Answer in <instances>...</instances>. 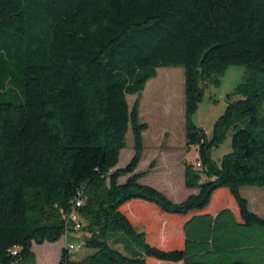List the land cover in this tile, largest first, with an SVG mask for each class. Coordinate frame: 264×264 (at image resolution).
<instances>
[{"label": "trees", "instance_id": "trees-1", "mask_svg": "<svg viewBox=\"0 0 264 264\" xmlns=\"http://www.w3.org/2000/svg\"><path fill=\"white\" fill-rule=\"evenodd\" d=\"M231 66L244 75L209 138L192 117ZM163 68L183 69L185 146L202 166L185 163L184 185L198 193L180 204L138 182L149 170L136 173L148 129L140 97ZM129 130L134 154L116 169ZM228 135L217 165L211 152ZM242 188L264 189V0H0V264H36L34 246L76 232L72 213L91 253L72 260L63 249L58 264H254L161 249L122 212L141 201L168 215L200 214L184 225L189 243L193 221L213 230L231 213L201 215L225 190L237 225L264 226Z\"/></svg>", "mask_w": 264, "mask_h": 264}, {"label": "rangeland", "instance_id": "rangeland-1", "mask_svg": "<svg viewBox=\"0 0 264 264\" xmlns=\"http://www.w3.org/2000/svg\"><path fill=\"white\" fill-rule=\"evenodd\" d=\"M244 71V67L241 66L227 68L220 79V86H210L205 91L204 97L192 117V121L209 138L211 137L213 123L226 107L225 96L231 93L236 85L240 83ZM12 99L13 97L9 100L12 101ZM135 100V96L127 97L130 109ZM139 118L142 123L148 125V129L142 134L143 143L147 150L145 166L155 157L156 152H152V147L156 144L160 142L163 144L168 142L185 144L183 69L163 68L157 70V76L146 83L141 94ZM229 152L230 136L228 135L219 148L212 150V160L219 165L221 158ZM133 154V138L129 130L126 135V148L120 152L119 161L115 168L125 167ZM186 159L189 162H193L194 165L196 164L197 152L195 148L189 150ZM195 169L201 172L202 166L200 169L196 167ZM202 180H205L204 176H202ZM123 182L124 178H120L119 183L122 184ZM245 190L264 192V189L255 188H246ZM246 192L248 191H245L244 194H248ZM221 201L222 204H227V198L221 199ZM250 203L251 209L256 210L259 217L264 219V198L256 203L253 201ZM208 223V221H193V223L188 225L189 243L187 253L202 255L203 261L239 260L254 264H264V226L246 227L237 225L231 213L222 214L213 230L207 228ZM196 230L199 233L195 236L193 231ZM71 233L69 237L74 241V247H68L70 258L79 260L91 253L81 246L85 234L82 231ZM66 247L62 248L61 251ZM61 251L60 243H45L42 246L33 247L36 264H58Z\"/></svg>", "mask_w": 264, "mask_h": 264}, {"label": "crops", "instance_id": "crops-1", "mask_svg": "<svg viewBox=\"0 0 264 264\" xmlns=\"http://www.w3.org/2000/svg\"><path fill=\"white\" fill-rule=\"evenodd\" d=\"M144 150L142 158L137 166L136 173L149 170L148 174L141 177L138 182L141 185L149 186L163 193L172 203L180 204L190 195L198 193L197 189H188L184 185V163H191L186 159L189 150L185 144H175L162 142L152 147V152H156L155 157L145 166L146 148L143 143ZM197 160V159H196ZM153 166L150 167V164ZM144 164V166H142ZM125 181V178H124ZM241 189L242 196L247 200L249 210L259 216L256 210L251 209V201L254 203L264 198V192L259 190ZM258 189V188H255ZM245 191H248L244 194ZM227 198V204H222L221 199ZM230 210L233 219L239 223V213L234 201L230 198L225 190L218 191L212 196L210 205L201 213L210 215L215 219L223 210ZM122 212L129 218L137 231L144 232L150 244L164 250L185 249L188 247L184 234V225L193 217L200 214H188L186 216L168 215L160 212L153 205L132 201L122 207ZM220 218V216H219ZM218 218V219H219ZM70 233L64 235L56 244L60 243V251L66 246H74V241L69 237ZM74 237V236H73ZM121 251V248H119ZM61 253V252H60ZM150 264H170L149 261ZM181 264V263H180Z\"/></svg>", "mask_w": 264, "mask_h": 264}, {"label": "built area", "instance_id": "built-area-1", "mask_svg": "<svg viewBox=\"0 0 264 264\" xmlns=\"http://www.w3.org/2000/svg\"><path fill=\"white\" fill-rule=\"evenodd\" d=\"M195 167L198 168V169H200L201 168L200 162H196ZM82 204H83V201L80 198V194H78V199L75 202V210H77L78 208H80L82 206ZM69 222L71 224L72 230H74L76 232H78V231L81 230L82 224L80 223L79 217H78V215L76 213H72L70 215ZM68 247H74V246H72V245L67 246L65 248V249H67V251H68Z\"/></svg>", "mask_w": 264, "mask_h": 264}]
</instances>
